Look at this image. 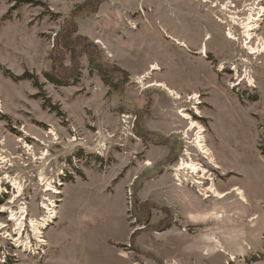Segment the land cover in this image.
Returning a JSON list of instances; mask_svg holds the SVG:
<instances>
[{"label": "rangeland", "instance_id": "374dc122", "mask_svg": "<svg viewBox=\"0 0 264 264\" xmlns=\"http://www.w3.org/2000/svg\"><path fill=\"white\" fill-rule=\"evenodd\" d=\"M88 1L0 0V264H264V52L238 27L226 37L257 0H102L74 15ZM186 151L224 200L205 199L199 175L179 186ZM52 203L39 242L30 222Z\"/></svg>", "mask_w": 264, "mask_h": 264}, {"label": "bare ground", "instance_id": "6f19581e", "mask_svg": "<svg viewBox=\"0 0 264 264\" xmlns=\"http://www.w3.org/2000/svg\"><path fill=\"white\" fill-rule=\"evenodd\" d=\"M262 1L264 2V0H257V1H255V3H252V4L246 3L244 6H246V5H248V6H246L243 10H237V12H233V13H239L242 16H238L237 14L235 16H228L229 22H231V26H228V28H227L228 32H226V37L229 38L230 40L234 41V42H237L238 37L235 36V28L238 27L240 29V32H239V34L237 33V35H241L240 38L244 39L243 40V44H244L243 46L245 47V50L246 51L248 50L247 52H249V54L252 56H254V54H260L261 52H264V36L256 37V33L258 35H260V33H258V31H259L258 29L261 28V25L264 22V9L261 7L262 3H263ZM228 4H229V6L228 5H220L221 9L223 11H225V10L227 11L228 7L236 8L230 2ZM216 7H217V4H214L213 8H216ZM244 12L247 13L245 16H243ZM259 18H260V20H259ZM219 22H221V24L226 23V22H223L221 20H219ZM251 39L252 40L255 39L253 41V43H249ZM256 42H257V44H255ZM180 45H182V44H180ZM182 46L185 47V45H182ZM205 53H206V49L204 48V49H202L200 54H205ZM151 69L153 71H159L160 67L157 64H154V65H152ZM145 79H146L145 77H143V78L141 77L140 83H142ZM248 80H249L248 82L250 85H252L254 83L252 77L249 76ZM153 86L163 88L169 94H171L173 96L175 95L178 97V93H176L175 91L168 88L167 85H165V84L155 83V84L151 85V87H153ZM197 128L199 129V131L197 132V134L194 138L193 146L195 148H197L201 154H203L205 159L210 160L211 164H213L214 167L219 168L212 150L209 148V146L206 143L205 136L203 135L204 128L201 127L198 123L191 121L189 131H192V130L197 129ZM186 155L188 156L187 160H182L181 163L177 166V168L174 169V171L176 172V174H175L176 181L179 182L178 183L179 186H181L182 183L187 182V179L185 177H183V179H180L182 177L181 172H188L192 176L199 175V178L195 180V184L202 187V191L204 192V193H202V195H204L205 199H208L211 195L212 197H214L218 200H224L229 193L228 192H226V193L219 192L218 189L214 185V179H213L212 174H210L209 171H207L201 164L195 163L194 160L191 158L189 151H186ZM148 165H149V163H148ZM204 179L212 182L208 188L204 187V183H205V182H203ZM232 192L235 193L236 196H238L239 200L246 203V196H245L244 191H242L240 188L236 187V188L232 189ZM46 210H47V215L42 217L41 220L31 219V222H30L34 237L39 242H41L43 240V231L42 230L49 223H52L54 220H56V218L58 216V213L56 211V205L54 203H52L50 206H48ZM25 216H26V211H24L23 209H22V212L20 213L19 217H16L14 215L12 216V221H15V223L17 225V230H16L17 232L16 233L18 235H21L22 229L24 227ZM16 242H17V240H16ZM230 259L232 260L233 257L231 256Z\"/></svg>", "mask_w": 264, "mask_h": 264}, {"label": "trees", "instance_id": "16d2710c", "mask_svg": "<svg viewBox=\"0 0 264 264\" xmlns=\"http://www.w3.org/2000/svg\"><path fill=\"white\" fill-rule=\"evenodd\" d=\"M101 3H102V0H89L88 1V3H86V5L82 8H79L76 12H75V14L74 15H76L77 14V16H79V15H81V13H84L85 14V16H88L89 14H91V13H94L95 11H97L98 10V8H99V6L101 5ZM99 5V6H98ZM98 7V8H97ZM97 9V10H96ZM71 33H70V31L68 30V35H67V38H66V41L65 42H63V44H62V47L64 48V49H67L70 45H74V46H76L75 44H74V41L73 40H71ZM90 61H91V63H93L94 62V57L92 56V55H90ZM98 69V71L100 72V74H101V76H103L102 78H103V80L105 81V83H109V81L107 80V76H108V73H106L104 70H103V68L102 67H97ZM115 73H120L122 76L123 75H125V73H124V71H121V70H119V69H117L116 70V72ZM28 76L29 75H24L23 77H21L20 79H28ZM48 77H49V80L50 81H52V82H55V83H57V84H59V82H60V80L58 79V77H54V75H53V73H51L50 75H48ZM112 84V83H111ZM116 85H113V86H111L113 89H117L116 87H115ZM172 222H173V220H172V218L170 217L169 218V220H167L166 222H165V224L167 225V226H169L170 224H172ZM165 224H163V225H165ZM167 226H165V227H167ZM164 227V228H165ZM164 228H162L161 230H163Z\"/></svg>", "mask_w": 264, "mask_h": 264}, {"label": "flooded vegetation", "instance_id": "af4514ba", "mask_svg": "<svg viewBox=\"0 0 264 264\" xmlns=\"http://www.w3.org/2000/svg\"><path fill=\"white\" fill-rule=\"evenodd\" d=\"M251 40H252V39H251ZM251 40H250V42H249V43H253V41H254L255 39H254V40H252V41H251ZM232 65H233V64H232ZM230 70H232V72H233V71L235 70V68H234V67H232V69H230Z\"/></svg>", "mask_w": 264, "mask_h": 264}, {"label": "built area", "instance_id": "2783aa9c", "mask_svg": "<svg viewBox=\"0 0 264 264\" xmlns=\"http://www.w3.org/2000/svg\"><path fill=\"white\" fill-rule=\"evenodd\" d=\"M262 2H263V1H262ZM262 2H261V3H262ZM261 7L264 9V7H263V6H261Z\"/></svg>", "mask_w": 264, "mask_h": 264}]
</instances>
